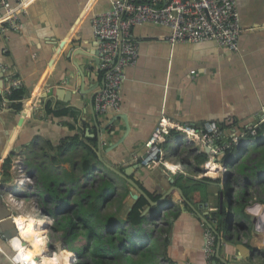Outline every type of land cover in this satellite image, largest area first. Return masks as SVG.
<instances>
[{
  "label": "crops",
  "instance_id": "crops-1",
  "mask_svg": "<svg viewBox=\"0 0 264 264\" xmlns=\"http://www.w3.org/2000/svg\"><path fill=\"white\" fill-rule=\"evenodd\" d=\"M114 1L30 0L18 14V30L0 28L2 199L17 213L20 209L9 203L8 196L24 206L22 193L28 188L17 184V168L21 165L23 172L29 167L33 173L35 207L41 208V198L49 196V191L65 193L74 190L75 181L84 183L87 174L80 169L81 158L87 155L98 163V151L118 172L128 173L125 178L104 166L97 168L113 181L114 205H119L123 218L142 196L129 180L152 200L142 226L147 246L168 264H206L200 216L208 211V204L217 206L220 191H224L223 210L213 227L220 242L219 256L225 261L217 260L216 264H264V228L256 222L264 213V184L257 187L259 194L255 197L252 183L238 186L227 173L230 208L228 191L223 187L225 175L219 182L195 179L207 155L201 162L203 152L199 147L180 144L184 140L178 134H170L162 149L168 165H177L186 175L161 166L144 168L135 160L144 154L145 143L162 115L196 127L216 121L231 133L249 124L264 125V0H236L242 30L236 51L214 41L170 44L165 39L166 27L151 23L134 26L137 61L125 68L118 109L101 114L93 105L95 93L103 85V75L95 60L91 19L109 10ZM12 78L20 80L25 93L17 101L3 104V90ZM241 142L227 154L230 163L246 155L236 151V147H243ZM6 158H10V164L4 175ZM224 203L230 215L224 213ZM148 205L147 202L141 210V216ZM238 206L242 211L235 215L233 208ZM12 226L7 224L0 230L11 231ZM20 236L36 254L33 243ZM58 237L62 239L59 233ZM16 243L12 242L14 248ZM11 253L0 235V264H12L8 258ZM15 258L19 260L20 255Z\"/></svg>",
  "mask_w": 264,
  "mask_h": 264
},
{
  "label": "built area",
  "instance_id": "built-area-1",
  "mask_svg": "<svg viewBox=\"0 0 264 264\" xmlns=\"http://www.w3.org/2000/svg\"><path fill=\"white\" fill-rule=\"evenodd\" d=\"M30 0H0V28L19 29L17 17L22 12ZM144 23H151L164 26L168 29L165 37L170 44L176 42H200L214 41L219 46L236 51L241 34L239 24V14L236 7V0H168L161 4L160 0H116L112 7L100 14L92 17L91 24L97 49L98 68L103 75V85L95 93L94 109L96 112L104 114L108 109L116 110L119 107L120 97L119 88L125 79V68L133 66L138 57L137 44L132 34V28ZM21 85L18 78L9 79V85L3 90L2 103H8L7 95L11 88ZM257 124L245 125L237 128L236 132L231 133V129L221 127L216 121L204 122L196 127L189 122H181L174 118L162 115L152 129L148 140L145 143L144 154L135 158L138 164L144 168L164 167L172 169L173 173H187L177 165H168L164 157L162 144L170 134L183 136L186 146H198L199 150L206 153L207 158L202 164L201 170L193 177L217 178L218 175L223 179L231 169L232 161L227 159V154L235 149V146L242 145V140L247 137H255ZM221 156V157H219ZM216 166V168H215ZM214 172V173H213ZM20 175L17 183L20 186L30 182V178L23 172L20 165L17 168ZM219 177V178H220ZM5 197V195H4ZM7 197V195H6ZM5 197V198H6ZM8 196L9 203L21 209L22 203ZM18 202V203H17ZM208 211L204 213L207 222L213 226L218 222L213 214L218 207L207 205ZM205 208V207H204ZM46 223L41 228L43 246L48 242L46 228L52 223L53 217L38 215ZM12 218L16 235L7 240V244L12 250L9 260L12 264H43L41 255H36L35 259L17 260L15 256L18 249L14 248L11 240L18 238L23 246L31 248L27 241H24L19 233L17 223ZM203 224V258L206 264H210L214 259L216 234L213 230ZM57 252L44 253L51 258L55 254L61 255V249ZM74 261L77 263V254Z\"/></svg>",
  "mask_w": 264,
  "mask_h": 264
},
{
  "label": "trees",
  "instance_id": "trees-1",
  "mask_svg": "<svg viewBox=\"0 0 264 264\" xmlns=\"http://www.w3.org/2000/svg\"><path fill=\"white\" fill-rule=\"evenodd\" d=\"M24 93L25 91L21 86L11 88L7 99L9 101H17L23 97ZM263 126H257L256 136ZM90 153L92 158L96 159L92 150ZM200 157L202 162L205 160L206 154L202 153ZM93 161L87 155L82 157L80 161L81 171L89 175L90 171L92 172L95 168ZM9 164L10 158H6L2 167L4 175L8 173ZM87 178L86 176L85 179ZM228 179L229 176H226L224 189L226 188L228 191L227 200L231 208L232 199L230 197ZM203 180L219 182L221 179L219 177H207L203 178ZM48 184H50L49 181ZM83 189L85 190L77 192L75 198L71 197L72 199L69 197V190L65 193L58 189L49 191L48 193H51V195L41 198L43 206L39 208L40 211L43 209L45 213L53 217L51 223L53 231H57L62 235L61 242L67 250L77 252L80 259H82L78 264H85V261L87 263L89 258L92 259L93 264H109L107 256H114L115 259L125 256L133 259L132 255L135 254H139L142 257L133 259L137 264H152L157 257V253L153 251L152 247L147 246V238V242H144L146 245L138 240L146 237L145 228L142 226L146 217L141 216V210L147 203L146 200L142 196L138 197L123 218L119 213V205H114L113 200L116 191L111 179L107 180L101 175L99 183H92L88 187H83ZM56 193H60L63 196L59 197ZM107 193L110 194L107 196ZM127 193H124V196ZM119 203L121 204V200ZM222 210L223 205L221 212L218 207L213 214L217 217L218 214L222 213ZM118 222L121 223L119 224ZM151 223H153V220ZM124 224H127V226L123 227ZM230 229L228 228L227 230L230 232ZM134 240H137L139 244ZM126 251L130 254L129 256L124 254Z\"/></svg>",
  "mask_w": 264,
  "mask_h": 264
},
{
  "label": "rangeland",
  "instance_id": "rangeland-1",
  "mask_svg": "<svg viewBox=\"0 0 264 264\" xmlns=\"http://www.w3.org/2000/svg\"><path fill=\"white\" fill-rule=\"evenodd\" d=\"M264 126L261 127L259 134L256 137H247L246 139H243L242 141L244 142V145L242 148H237L236 147V151H238L239 153H243L245 152L246 155L243 157V160H240L239 162H236L234 159L232 162V167L230 169L229 172H227L228 174L230 173L231 178L238 184V186H241V184H247V183H252V185H254V189H253V196L258 197L259 191H257V187L264 184ZM237 134L239 133V131L236 132ZM93 164L95 168L93 169V171H90L89 175H84V177H88L87 179H85V184L82 186H79L78 182L75 181L74 185V190L73 192L71 191L72 189L69 190L70 193V199H72L71 197L75 198V194L77 192H81L85 189H83V187H88L90 186L92 183L97 184L99 183V178L102 174V172H98V169L100 170L102 164L100 162H96ZM29 168V167H28ZM28 168H25V173L28 175V177L31 179V183H27V185L25 184L24 188H28L27 190H25L24 193H22L23 195H25V204L24 206H22V208L17 211H19L17 214H20L19 216H21V214H30L31 215H42L43 217L48 216V217H52L51 215H48L47 213H45L43 211V209H41L42 211L39 210V208H37L38 206L35 207L36 204V186H35V180L33 177V173H31V169L28 170ZM98 168V169H97ZM263 171V172H262ZM227 174H225L226 177ZM221 175H218L217 177H220ZM220 184V183H217ZM231 187V186H230ZM79 188V189H78ZM78 190V191H77ZM57 194V193H56ZM51 195V193H50ZM59 197L63 196L60 195V193L57 194ZM27 196V197H26ZM237 197L238 195H235V204L237 205L239 203V201H237ZM224 213L227 215H230V213L228 212L227 205L226 203H224ZM38 209V211H37ZM242 211V207L238 206L235 210L233 208V212L235 215H237L239 212ZM38 212V213H37ZM42 213V214H39ZM147 216V215H146ZM34 220H39L36 224H33V226L35 225L37 227H40L41 224L44 226L46 223L44 222V219L41 217H36L34 218ZM43 221V222H42ZM37 233V232H34ZM38 234V233H37ZM46 235L48 237V242L45 245V251L50 254L51 252H57L61 250H67L66 247L61 243L59 237H58V232L57 231H53L51 224H49V226H47L46 228ZM60 239V240H59ZM140 241V243L145 244L147 242L146 238H139L138 239ZM137 242V244H139V242L137 240H134ZM145 242V243H144ZM57 244V245H55ZM61 244V245H60ZM146 245V244H145ZM10 251H12L10 249ZM69 251V250H68ZM62 253H65L64 251H62ZM77 254V252H75ZM12 254V253H11ZM124 254H127L128 256L130 255L127 251L124 252ZM132 255V254H131ZM11 256V255H10ZM9 256V257H10ZM78 258H77V263L79 261H82V259H80V256L77 254ZM133 259H139L142 258L139 254H135L132 255ZM8 257V258H9ZM132 259V257H125L123 256L122 258H118L115 259L114 256H107V261L109 262V264H137L134 260ZM145 262V260H144ZM85 264H93L92 259H88L87 263L85 261ZM152 264H168L167 260H165V258H163V256L161 255H157V257L154 259Z\"/></svg>",
  "mask_w": 264,
  "mask_h": 264
},
{
  "label": "bare ground",
  "instance_id": "bare-ground-1",
  "mask_svg": "<svg viewBox=\"0 0 264 264\" xmlns=\"http://www.w3.org/2000/svg\"><path fill=\"white\" fill-rule=\"evenodd\" d=\"M215 168H216V166H215ZM13 183H16V182H13ZM34 218H36V217H34L33 215H30V214L21 215V216L17 217L16 219L14 218L15 222L17 223V226L19 227L18 228L19 233L24 238L29 239L31 241V243H33L34 248H35V252H36V254H33L32 248L28 249V248L24 247L18 238H14L11 240V243L14 240L17 242L15 247L18 248V250H19V253L17 254V255H20L19 260H23V259L27 258V259H31L33 261L35 259L36 255H41L43 264H70L71 261H74L75 255L71 251L66 252L68 250H63L66 253H62L61 255L55 254V256L53 258H51L50 256H48L44 253L45 248L43 246L42 231L40 228V227H43V225L41 224L40 227L36 226V228H35V225L33 226V224H36L38 220L35 221ZM31 227H32V229L30 230ZM27 230H29V231H27ZM31 232H37L38 234L37 233L30 234ZM30 247H31V245H30ZM38 247H40V249Z\"/></svg>",
  "mask_w": 264,
  "mask_h": 264
},
{
  "label": "water",
  "instance_id": "water-1",
  "mask_svg": "<svg viewBox=\"0 0 264 264\" xmlns=\"http://www.w3.org/2000/svg\"><path fill=\"white\" fill-rule=\"evenodd\" d=\"M97 62H98V59L96 58L95 59ZM2 87V86H1ZM60 90L62 89V88H59ZM68 93H70L71 94V92H68ZM55 94H56V96H57V94H58V92H56L55 91ZM68 100V99H67ZM2 102V101H1ZM99 148V147H98ZM96 154H97V156H98V161L102 164V166H104V167H106V168H108V169H110V170H112V171H114L115 173H117V174H119L120 176H122V177H125V178H127L126 177V173L127 172H125V174H122V173H120V172H118V170L116 169V167H115V165H112V164H110V163H107L106 162V160L105 159H103L102 158V156L100 155V152H98V151H96ZM219 157H221V156H219ZM128 174V173H127ZM130 181V183L138 190V192L146 199V201L149 203V205H148V207L147 208H145L144 210H143V212H142V216H144L147 212H148V210H149V206H151V204L153 203L152 202V200L132 181V180H129ZM2 182L3 181H0V189H2L3 188V186H2ZM204 182H206V181H204ZM224 187V186H223ZM224 191H220V193H219V203H218V207H219V211L221 212V207H222V205H223V195H224V193H223ZM1 193V192H0ZM132 197L133 198H137L138 196H137V194H132ZM17 215V212L15 211V210H12L11 208H8L7 206H6V204H5V201L2 199V197H1V194H0V227H2V226H5V225H7V224H11V225H13L12 226V228H11V231H8V230H0V235H1V238H2V240L4 241V242H6L7 243V240L8 239H10L12 236H14V235H16V233H17V230L15 229V227H14V224H13V221H12V218L14 217V216H16ZM201 217V219H202V221L203 222H205L206 223V225L207 226H209L212 230H213V232L217 235V232H216V230H215V228L210 224V223H208L207 222V220H206V218L204 217V215H202V216H200ZM248 218H250V216H247ZM252 219V218H251ZM256 222H257V225H258V227L259 228H264V213H263V216H262V218H260V219H257L256 220ZM8 245V244H7ZM219 245H220V242L218 241L217 243H216V246H215V253H214V259L211 261V263L210 264H216V261L217 260H221V261H225V260H223L222 258H220V256H219V253H218V250H219ZM0 255H2V254H0ZM1 258V257H0ZM3 258V257H2ZM4 259V258H3ZM1 260V259H0ZM6 261V260H5ZM6 262H8V261H6ZM9 263V262H8ZM226 263V262H225ZM10 264V263H9ZM227 264H229V263H227Z\"/></svg>",
  "mask_w": 264,
  "mask_h": 264
}]
</instances>
